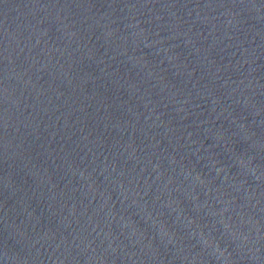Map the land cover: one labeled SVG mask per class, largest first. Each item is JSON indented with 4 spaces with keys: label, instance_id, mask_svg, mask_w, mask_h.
I'll return each instance as SVG.
<instances>
[{
    "label": "water",
    "instance_id": "95a60500",
    "mask_svg": "<svg viewBox=\"0 0 264 264\" xmlns=\"http://www.w3.org/2000/svg\"><path fill=\"white\" fill-rule=\"evenodd\" d=\"M0 264H264V0H0Z\"/></svg>",
    "mask_w": 264,
    "mask_h": 264
}]
</instances>
